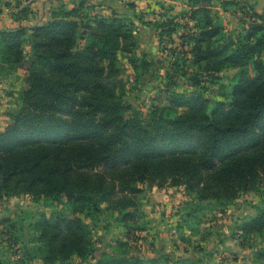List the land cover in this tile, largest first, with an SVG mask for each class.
Returning a JSON list of instances; mask_svg holds the SVG:
<instances>
[{"label": "trees", "instance_id": "16d2710c", "mask_svg": "<svg viewBox=\"0 0 264 264\" xmlns=\"http://www.w3.org/2000/svg\"><path fill=\"white\" fill-rule=\"evenodd\" d=\"M31 1L17 0L18 18L32 12ZM184 1L179 15L161 9L152 21L132 1L125 7L133 14L124 8L102 14L95 3L76 0L45 22L0 29V72L22 69L26 83L0 131V200L24 194L72 203L70 215L41 216L34 224L44 264L71 256L82 260L77 264H206L192 254L143 257L122 240L85 261L91 239L82 219L105 204L122 213L131 238L147 229L139 223L140 184L229 205L264 181V11L255 0ZM215 3L222 12L242 13L235 36L225 35ZM140 25L166 40L160 51L172 60L167 76L192 88L171 91L168 104L151 108L146 120L121 97L125 84L116 65L118 52L137 76L155 65L150 54L134 52ZM223 69L235 70L233 82L214 99L203 82ZM262 203L236 225L233 239L264 234V196ZM184 226L176 222L178 238L199 235L180 237Z\"/></svg>", "mask_w": 264, "mask_h": 264}, {"label": "rangeland", "instance_id": "374dc122", "mask_svg": "<svg viewBox=\"0 0 264 264\" xmlns=\"http://www.w3.org/2000/svg\"><path fill=\"white\" fill-rule=\"evenodd\" d=\"M1 2H8L10 9H17L15 7L17 0H2ZM142 2L143 11L146 13L145 18L152 21L156 20L157 15L163 11L169 12L170 15H179L187 6L184 0H150L149 2L143 0ZM241 2L242 0H240ZM123 8L129 14H133L131 10L126 9L125 5ZM214 9L217 18L220 19L224 27L225 35L235 36L243 25L242 13L239 9L233 7L228 13H225L221 11L218 3H215ZM13 13L15 12L13 11ZM152 21L150 22L152 23ZM149 25H140L141 30L136 33L134 52L136 54L147 53L155 59L156 63L150 72L144 77L135 75L133 68L121 52L117 53L116 60L120 73L119 79L125 84L121 97L124 102L131 103L144 120L148 118L151 108L156 105L168 104L167 99L171 91L192 89L182 80L171 79L167 76L166 68L171 69L168 61L172 60H169L168 56L163 58L164 56L160 51L163 42L166 40L162 39ZM176 41L178 42V40ZM24 47L27 49V44ZM188 71L189 73L194 72V70ZM177 73L179 72L177 71ZM234 73L235 70L223 69L216 74L215 78L207 77L204 79L205 94L214 99H219V93L230 88ZM25 86L22 69L7 73L0 81V131L9 122V114L12 115L17 110L18 96ZM139 187L141 192L138 194L139 205L137 206L139 207L138 212L142 214L139 223L146 228L151 225L150 212L156 213V219L162 215H167L170 219L175 217L176 220L171 221L173 224L171 227L174 229L171 231V236L175 234V223L182 221L185 222L184 229L181 228L183 235H189L198 230L199 236L196 239L205 235L206 245L203 250L209 249L208 251H210L220 243L219 251L229 254L225 255L227 262L234 260L236 264H264V234H254L242 242L238 238L233 239L236 225L241 223L243 219L255 215L258 208L263 206L264 181L257 183L251 191L239 194L229 205H219L218 202L214 201L197 202L192 199L191 195H187L185 192L181 193V190H176L170 186L160 188L156 184L144 183L140 184ZM71 207V201L65 197H58L56 201H50L38 200L23 194L0 200V264H44L42 257L45 248L37 241L34 224L41 216L52 218L56 215H70ZM121 215V212L106 210L105 204H102L100 210L89 211L88 216L83 217V224L90 232L91 239L90 252L85 261H92L94 255L99 256V252L104 248L112 250L110 244L115 240L126 241L129 252L137 253L143 257L149 253L156 255L158 251L164 250L163 247L166 244L170 245L167 240H165V244L157 245L156 242L151 244L155 232L149 233L146 231L147 229L140 230L134 233L133 237L127 238L124 231L126 230L125 223L122 222ZM156 219L155 221H157ZM127 225L131 224L127 223ZM150 227L152 228V226ZM169 237L168 241L170 240ZM161 238L159 237L158 240ZM154 240L156 239L154 238ZM195 247L192 244V247L189 246V249L186 248L184 252L188 254L189 251L194 250L198 256H201ZM167 248L170 249V247ZM177 253L179 256L183 252L179 250ZM222 260L226 262L225 258ZM81 261L76 256H71L66 261L58 259L52 264H77Z\"/></svg>", "mask_w": 264, "mask_h": 264}, {"label": "crops", "instance_id": "0c3cea01", "mask_svg": "<svg viewBox=\"0 0 264 264\" xmlns=\"http://www.w3.org/2000/svg\"><path fill=\"white\" fill-rule=\"evenodd\" d=\"M1 1L2 0H0V29H10V28L18 27L20 25L32 26V25L39 24L41 22H45L46 20L50 19V12L52 10L57 9L61 4L64 5L66 8H69L71 7L72 3L76 0H32L30 4V8L32 12L29 13L26 17H22V18H18L19 17L17 13L18 8L10 9V6L5 5V3H2ZM89 1H91L92 3H95L97 5L96 10L102 14H108L110 12V9H113V8L123 9V5L131 1L134 2L136 5L135 10L139 12H142L144 10L143 5H142L143 0H89ZM146 1L149 2L150 0H145V2ZM254 4L258 12L264 11V0H255ZM13 11L15 13H13ZM140 30H141V26H140L139 31ZM4 76H6V74L0 72V81L2 80ZM179 190H181L180 191L181 193H184L182 189H179ZM155 207L158 208L157 206ZM149 214L151 217V223H150L151 225H149V228H147L146 231H148L149 233L155 232L154 233L155 235H153V239H151V242H152L151 244H155V242L157 243V245L165 244V240H167V242H170V245L166 244V246L163 247L164 252L173 253L174 255H178L179 253L177 252H179L180 250L183 252L181 255H191L192 254L198 258L203 259L204 263L206 264H236V261L234 260L232 262H227L228 260L226 259V256L229 254L224 251H219L218 247L220 248V243L217 244V247L215 246V248L213 247L211 249L210 254H205L206 251L209 250V249H206V251L201 250V249H204V246L206 245V241L204 240L206 239L204 237L205 235H201L199 239H196L199 235H196V236L189 235L188 242L183 241L181 238H178L176 230H175V234L171 236V231L173 229L171 227L173 226L171 221L176 220L174 216H173L174 219L173 218L170 219V217L168 218L167 215L165 216L162 215L161 217L158 216L156 219L155 212L153 213L150 212ZM175 216L178 217V215H175ZM155 219L157 221H155ZM150 226H152V228ZM168 236H170L169 241H168ZM185 236H187V234H185ZM159 237H162V238L158 240ZM154 238L157 241L154 240ZM192 244L196 246L195 249L198 250L197 252L201 253V256H198L194 250L189 251L188 254L184 252L186 248L189 249V246L192 247ZM167 247H170V249H168ZM146 255L147 256L145 257L154 256L150 253ZM203 255L204 257H202ZM223 258H225L226 262L222 260Z\"/></svg>", "mask_w": 264, "mask_h": 264}]
</instances>
